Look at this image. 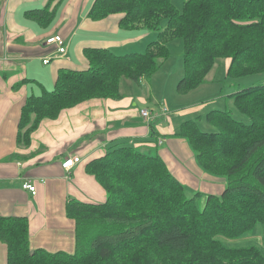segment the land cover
Returning <instances> with one entry per match:
<instances>
[{
    "label": "trees",
    "instance_id": "1",
    "mask_svg": "<svg viewBox=\"0 0 264 264\" xmlns=\"http://www.w3.org/2000/svg\"><path fill=\"white\" fill-rule=\"evenodd\" d=\"M111 13L123 14L121 27L155 30L156 38L142 52L85 47L86 68L61 67L52 89L26 98L19 119L25 142L43 118L90 98L119 97L124 77L141 85L169 58L175 38L184 45L180 93L203 83L222 58L230 59L228 77L264 74V0H185L182 10L172 0H95L89 10L94 19ZM231 99L240 118L211 109L215 130L189 118L175 133L188 140L203 171L224 178L221 193H206L201 206L203 192L175 177L158 153L114 144L86 164L106 200L67 202L74 251L31 250L28 218L0 215L3 264H264V79ZM246 235L261 240L221 239Z\"/></svg>",
    "mask_w": 264,
    "mask_h": 264
},
{
    "label": "crops",
    "instance_id": "2",
    "mask_svg": "<svg viewBox=\"0 0 264 264\" xmlns=\"http://www.w3.org/2000/svg\"><path fill=\"white\" fill-rule=\"evenodd\" d=\"M94 1L0 0V215L28 218L32 250L74 251L76 227L67 202L106 200V190L86 164L114 144L155 151L173 175L194 190L221 193L225 186L224 178L203 171L196 157L182 155L187 148L183 136L175 134L178 125L163 108L146 105L151 95L125 91L122 82L119 97L90 98L66 107L55 118H43L28 142L20 138L26 98L53 88L61 67L86 68L85 47L142 52L156 38L155 30L121 27L122 13L90 17ZM53 34H61L68 44L63 56L56 57V46L46 42ZM45 57L49 62L44 63ZM225 59L227 69L230 59ZM146 82L143 79L141 86ZM143 108L151 111V118L141 114ZM158 137L165 138L160 145ZM72 155L80 160L65 169L62 163ZM25 182L34 184L36 192L25 188ZM6 261L7 245L0 239V264Z\"/></svg>",
    "mask_w": 264,
    "mask_h": 264
},
{
    "label": "rangeland",
    "instance_id": "3",
    "mask_svg": "<svg viewBox=\"0 0 264 264\" xmlns=\"http://www.w3.org/2000/svg\"><path fill=\"white\" fill-rule=\"evenodd\" d=\"M172 1L178 9H183L185 0ZM167 24V19H163L162 27H166ZM168 46L170 48L169 58L162 61L160 69L153 73L151 77H148L146 79L147 82L145 84L143 83V86L135 83L128 77H124L122 80V88L125 91L142 92L144 96L151 95V98L146 100V105L153 106L156 110L159 108H165V112L163 111V113L169 115L173 119L176 126L178 125V130L182 121L189 118H195L197 125L202 130L208 132L215 130L214 125L211 124L208 119V112L211 109H232L235 117L240 118L241 115L236 110L229 92L237 89L239 85L243 84L249 86L260 82V80L262 81V79H264V74H250L235 79L228 77L226 59L222 58L215 62L214 66L207 74L206 81L191 88L187 92L180 93L177 90V83L183 76L184 70L183 41L181 38H175L169 42ZM48 89H52V87ZM182 140L186 143L187 148L186 150H181L182 155L187 157V159L195 158V152L191 148L187 139L182 137ZM195 159L193 161H195ZM217 178L220 179L221 177ZM205 200L206 192H203L199 197L198 202L202 206ZM221 239L229 242L245 241L249 239L260 241L261 237L246 235L244 237L231 239L226 236H221ZM193 243H197V240L194 239ZM172 255L175 256L176 254L172 253ZM238 258L240 257L238 256Z\"/></svg>",
    "mask_w": 264,
    "mask_h": 264
},
{
    "label": "built area",
    "instance_id": "4",
    "mask_svg": "<svg viewBox=\"0 0 264 264\" xmlns=\"http://www.w3.org/2000/svg\"><path fill=\"white\" fill-rule=\"evenodd\" d=\"M46 42L48 44H52L56 46V52H55V56H63L64 54H66L67 52V48H68V44L65 41V38L61 35V34H53L51 36H49L46 40ZM50 58L49 57H45L43 59L44 63L49 62ZM163 111L165 112V108H163ZM141 114L143 116H145L146 118H151L152 114L151 111L148 108H143L141 110ZM165 138L163 137H158L157 138V144L160 145L163 143ZM80 160V157L77 155H72V156H68L62 163V166L65 169H70L73 165H75L78 161ZM23 186L25 188L30 189L33 193L36 192V186L30 182H25L23 184Z\"/></svg>",
    "mask_w": 264,
    "mask_h": 264
}]
</instances>
